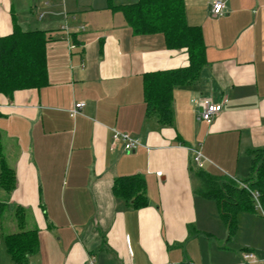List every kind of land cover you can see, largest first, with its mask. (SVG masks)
Instances as JSON below:
<instances>
[{"label":"crops","instance_id":"obj_1","mask_svg":"<svg viewBox=\"0 0 264 264\" xmlns=\"http://www.w3.org/2000/svg\"><path fill=\"white\" fill-rule=\"evenodd\" d=\"M138 0H0V36L45 30L49 84L0 94L1 160L16 176L0 187V263L14 264L4 235L38 229L40 247L27 264H264L261 210L238 213L228 228L215 200L196 192L204 171L238 181L248 175L249 149L264 148V0H184L200 26L207 63L193 83L177 86L174 120L146 115L145 74L189 66L187 48H170L162 33L136 34L112 5ZM227 98L212 122L199 100ZM84 102L81 113L70 109ZM114 130L139 138L127 152ZM141 174L149 204L128 207L116 178ZM196 233H190V229ZM253 252L254 259L245 253Z\"/></svg>","mask_w":264,"mask_h":264},{"label":"trees","instance_id":"obj_2","mask_svg":"<svg viewBox=\"0 0 264 264\" xmlns=\"http://www.w3.org/2000/svg\"><path fill=\"white\" fill-rule=\"evenodd\" d=\"M112 7L124 13L136 34L162 33L168 47L187 48L189 66L151 72L144 77L146 115H155L162 125L172 124L175 87L193 83L207 63L202 28L187 22L184 0H138ZM51 39L48 31H24L17 24L12 33L0 36V94L11 97L17 90L42 88L49 84L46 52ZM247 154L250 157L248 175L241 181L209 174L201 167L195 170L200 179L196 192L218 203L221 218L228 228V240H232L238 231L237 217L240 211L259 210L249 189L259 192L264 216V148L249 149ZM15 186V173L2 159L0 187L12 191ZM113 190L133 209L149 204L147 182L141 174L116 178ZM6 206V203L0 202V217ZM16 219L21 230L4 235V241L14 264H27L29 257L39 250V231L24 229V208H16ZM190 233H196V229L191 228Z\"/></svg>","mask_w":264,"mask_h":264},{"label":"built area","instance_id":"obj_3","mask_svg":"<svg viewBox=\"0 0 264 264\" xmlns=\"http://www.w3.org/2000/svg\"><path fill=\"white\" fill-rule=\"evenodd\" d=\"M226 0H215L213 2L212 12L214 15H222L224 13ZM227 98H223L219 102H215L212 100L211 97H201L199 100V116L201 120L206 122H212L213 119L219 115V113L223 110L224 104L227 102ZM85 105L84 102L76 103L69 111L72 117H76L78 114L81 113L82 107ZM113 140L115 142L123 141L124 149L127 152L136 151L138 148L143 145L139 138L133 137L126 132H122L119 130H114L113 132ZM204 155L198 149L194 150V161L198 164V166H203V159ZM245 186V185H244ZM247 187V186H246ZM248 188V187H247ZM249 189V188H248ZM249 191L252 194V197L255 200L256 207L263 212L261 207L260 199H259V192L256 190ZM246 259H254L255 254L253 252H246L245 253ZM89 264H96L94 260H90Z\"/></svg>","mask_w":264,"mask_h":264}]
</instances>
